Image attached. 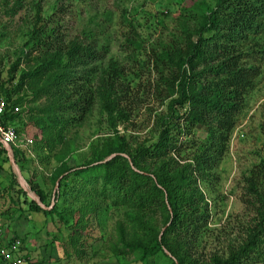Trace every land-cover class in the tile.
I'll list each match as a JSON object with an SVG mask.
<instances>
[{"label": "trees", "instance_id": "1", "mask_svg": "<svg viewBox=\"0 0 264 264\" xmlns=\"http://www.w3.org/2000/svg\"><path fill=\"white\" fill-rule=\"evenodd\" d=\"M19 1L5 8V16H16L23 10V2ZM33 19L34 28L7 69L5 82L13 80L19 62L27 71H20L14 88L0 80V97L6 103L2 120L14 125L16 132H21L27 123L39 131L40 139L33 141L32 154L35 148L50 155L55 150L52 156L58 165L51 179L52 183L57 181V189L52 194L51 207L42 210L19 188L11 172L8 194L12 203L22 212L52 220L56 217L67 228L69 244L78 259L84 257L80 235L91 226L103 225L110 209L119 207L121 217L126 215V219L114 224L116 243L137 253L136 262L140 264L157 254H162L169 264H246L259 260L263 253L256 248L264 242V159L244 179L250 197L245 202L256 205V218L253 227L247 228L245 239L234 248L228 247L225 256L211 255L207 263L199 261L194 244L206 223L196 180L210 177L264 59V44L257 40L264 35V0H188L179 7L177 17L186 32L184 38L173 35L166 42L156 39L144 46L132 32L125 43L132 50H140L147 65L156 71L166 91L159 98L169 100L167 113L156 117L153 127L157 133L152 142L132 146L124 135L115 134L91 146L89 159L74 166H69L66 158L73 151L66 141L67 132L81 123L94 103L107 126L115 129L117 120L127 123L126 107L131 102L128 89L120 83L121 69L115 61L95 73L92 63L98 56L103 57L102 50L75 40L65 41L58 24L50 19L47 24L35 13ZM38 21L40 27L36 25ZM247 59L258 65H246ZM27 80L34 98L40 92H50L51 103L37 116L26 109L28 122L19 125L23 100L14 99V93ZM172 94L175 97L170 98ZM184 105L188 106L184 128L205 125L209 135L208 144H203L206 147L196 153L192 163L181 164L172 124L178 127L174 121ZM16 106L19 112L11 114ZM11 150L15 164L23 172V163L32 158L24 151ZM1 152L5 154L0 147ZM5 158L0 157L7 162ZM27 185L41 205L50 206L51 199L46 202L32 179ZM10 244L4 248L9 250ZM8 254H16L24 261L20 251Z\"/></svg>", "mask_w": 264, "mask_h": 264}, {"label": "rangeland", "instance_id": "2", "mask_svg": "<svg viewBox=\"0 0 264 264\" xmlns=\"http://www.w3.org/2000/svg\"><path fill=\"white\" fill-rule=\"evenodd\" d=\"M187 1L20 0L19 3L23 2V10L16 16L9 17L5 16V8L10 9L14 0H0V80L5 82L7 69L16 61L24 40L34 28L35 13V17L44 18L47 24L51 21L58 24L65 41L75 40L98 51L102 50L103 57L98 56L92 63L95 73L105 68L109 62H117L118 69H121L120 83L128 89L131 100L126 107L128 122L115 121V129L106 125L98 105L93 104L90 113L66 134V141L73 150L71 155L66 156L68 165L85 162L89 159L91 146L101 143L105 138H112L115 134L124 135L132 146L143 143L146 145L154 140L157 133L153 127L155 119L160 115L165 117L169 100L159 98L166 91L162 82H158L156 71H152L147 65V58L140 50H132L126 45L125 39L134 32L138 41L148 46L156 39L166 42L173 35L178 37L180 34L184 38L186 32L182 31L177 17L179 7L186 5ZM41 21L36 24L38 27ZM192 26L193 24L189 25ZM191 39L194 40V37ZM257 40L264 44V35L257 37ZM263 61L264 59L258 67L259 75L244 97L240 113L234 118L220 158L210 170V177L196 180V186L203 197L201 208L206 214L203 233L194 244L199 261L207 263L213 254L225 256L228 247L234 248L245 239L247 228L253 227L256 218V205L245 202L250 197L246 193L244 179L264 159ZM244 63L248 66L258 65V62L250 59ZM22 69L27 71L24 63L19 62L12 74L13 80L10 84L5 82V85H12L14 88ZM25 82L14 93V99L23 100L21 105L24 112L17 121L19 125L28 122L26 109H31L30 115L35 113L37 116L51 103L50 92L47 95L40 92L34 98L32 85L29 80ZM37 86H40L39 82ZM172 97L175 95L172 94L170 98ZM187 111L188 106L184 105L179 118L174 121L178 127L172 124V132L179 145L177 159L181 164L192 163L196 153L202 152L206 147L204 145L208 144L207 126L196 124L190 129L184 128L183 119ZM24 127L22 131L31 136L34 142L40 139L36 128L28 123ZM35 149L33 154L30 150L31 156H28L32 159L25 161L23 172H19L27 188V181L32 179L43 191L46 202L51 199V207L56 182L52 183L51 175L54 167L58 165L52 156L55 150H51L50 155L45 150ZM59 150L63 148L60 147ZM0 157L3 159L6 155L1 152ZM11 172L13 173L8 161L3 162L0 159V248L8 246L10 241H17L20 254L24 258V261L21 258L22 264H140L136 262L137 253L128 252L121 243H116L114 224L122 218L126 219V215L121 217L122 209L111 208L103 225L91 226L80 235L84 257L78 259L69 244L67 228L56 217L52 220L42 217L41 214L21 212L12 203L8 194ZM256 251L262 252V257L246 264H264V242L258 244ZM13 261L14 256L8 254L6 259H0V264H12ZM146 264L169 262L162 254H157Z\"/></svg>", "mask_w": 264, "mask_h": 264}, {"label": "built area", "instance_id": "3", "mask_svg": "<svg viewBox=\"0 0 264 264\" xmlns=\"http://www.w3.org/2000/svg\"><path fill=\"white\" fill-rule=\"evenodd\" d=\"M6 107L5 101L0 97V147H7L9 153H11V148L16 150L24 151L26 154H31V146L33 140L31 136H29L25 131L16 132L13 125L8 121L2 120V116L4 114V110ZM11 114H15L19 112V108L13 107L11 109ZM12 154V153H11ZM9 250L4 247L0 248V256L3 259H6L8 253L19 252V244L17 241H13L9 248ZM22 259L18 255H14V261L12 264H21Z\"/></svg>", "mask_w": 264, "mask_h": 264}, {"label": "water", "instance_id": "4", "mask_svg": "<svg viewBox=\"0 0 264 264\" xmlns=\"http://www.w3.org/2000/svg\"><path fill=\"white\" fill-rule=\"evenodd\" d=\"M3 149H4L5 153H6V158H7L8 164H9V166L11 167V169H12V171H13V174H14L15 177H16L17 184H18L19 188H20V189L26 194V196H27L29 199L35 201V202L38 204V206H39L42 210H48V209L50 208V206H49V207H44L43 205H41V204L39 203L38 199H35V198L31 195V193H30V191H29V188L26 187L25 182H24V180L22 179V177H21V175H20L19 169H18V167H17L16 164H15V161H14V159H13V157H12V154L9 153L7 147H4ZM56 188H57V181H56L55 184H54V190H53L52 194H54Z\"/></svg>", "mask_w": 264, "mask_h": 264}, {"label": "crops", "instance_id": "5", "mask_svg": "<svg viewBox=\"0 0 264 264\" xmlns=\"http://www.w3.org/2000/svg\"><path fill=\"white\" fill-rule=\"evenodd\" d=\"M5 155H6V153H5ZM28 155V154H27ZM30 156H31V154H30ZM20 211V210H19ZM22 212V211H21ZM23 212H25V211H23ZM29 214H31V213H29ZM33 214V213H32ZM36 214V213H35ZM38 215H40V214H38ZM42 216V215H41ZM43 217V216H42Z\"/></svg>", "mask_w": 264, "mask_h": 264}]
</instances>
